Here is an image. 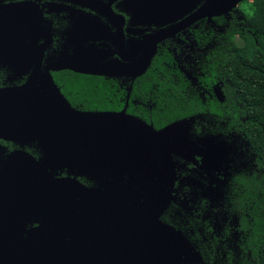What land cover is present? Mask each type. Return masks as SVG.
Here are the masks:
<instances>
[{"label": "flooded vegetation", "instance_id": "flooded-vegetation-1", "mask_svg": "<svg viewBox=\"0 0 264 264\" xmlns=\"http://www.w3.org/2000/svg\"><path fill=\"white\" fill-rule=\"evenodd\" d=\"M150 1L141 0L137 4L134 0H0V9L9 5L27 4L30 12L38 17L44 32L48 30L50 41L42 55L41 70L50 74L55 87L71 108L84 112H121L125 109L127 115L152 125L141 118L143 114H148V108L142 102L133 100V85L148 78L151 68L160 61L161 67L168 68V74L176 73L184 83H188L186 89L189 94H198L203 102L207 95L211 98L206 83L207 76L202 70L212 62L213 52L224 48L227 33L232 32L234 43L239 44L241 35L247 30V8L252 0H241L235 7L226 11H221V5L229 0H217L215 6L212 5V0H156V4ZM217 11H220L219 14ZM159 34L161 39L155 44L150 63L140 76L133 78L122 71L117 75L101 76L68 68L76 65V61L72 59L76 42L82 43L81 50L85 55L92 51L103 55V58L94 64H84L83 70L90 71L94 66L106 64L126 68L139 63L151 47V37ZM45 41L46 36H40L37 44ZM5 61V56L0 54V90L23 85L33 71L34 62L29 65V70L23 72L17 67L10 69ZM151 72H155L154 69ZM63 73L103 79L115 90L113 97H118L119 102H123L122 107L110 111L84 109V104L77 103V94L66 95L62 86L56 82V76ZM161 76V79L166 78L163 74ZM215 88L216 86L211 87V91L216 99ZM223 101L222 94L220 102ZM130 103L136 108L133 113L128 111ZM210 113L206 110L203 113L206 117L190 126L188 136L190 135L191 152L185 151L184 157L172 156L175 168L172 195L175 199L160 217L165 224L163 217L169 216L173 222L178 218L179 204L189 206L191 203V211L196 212L194 217L200 221H208V225L204 226L206 230L218 222L219 227L227 225V220H224L222 214L220 220L217 212L213 214V209L218 207L216 201L207 199L204 196L207 193L202 192L208 188V182L214 176L222 180L223 172H212L211 164L203 166L200 156L219 145L213 139L236 143L237 155L245 158L247 156L244 144L241 143L243 139L236 128L222 120L217 122L216 117ZM4 136L13 139H5ZM17 137V134L0 130V264H97L95 261L86 262L82 259L84 254L79 251L80 245L76 248L77 251L72 247H65L70 245L72 235L63 231L57 235L55 232L59 219L67 217L71 219L73 227L77 226L76 241L80 244V227L83 222L80 217L84 216L81 212L84 206L80 204L82 194L79 193L78 185L60 192L52 207L46 197L41 195L47 203L45 206H39L38 211H24L27 207L18 206V194L5 197L15 192L17 189L14 187L18 184L16 178L5 176L7 168H29L20 159L10 165L6 164L8 156L22 152L39 161L45 153V148L39 142L22 141ZM236 166L237 163L234 165L235 169ZM241 168L246 166L239 169ZM48 174L56 180L74 179L87 188L101 189L99 178L81 176L67 167L50 171ZM105 176L111 178V173ZM44 184L49 186L51 183L47 181ZM188 194L192 195L193 199L189 196V202L186 204L180 196ZM112 195L115 196V192H112ZM211 218L214 219L213 223Z\"/></svg>", "mask_w": 264, "mask_h": 264}, {"label": "water", "instance_id": "water-1", "mask_svg": "<svg viewBox=\"0 0 264 264\" xmlns=\"http://www.w3.org/2000/svg\"><path fill=\"white\" fill-rule=\"evenodd\" d=\"M134 1L138 4L141 0ZM240 1L224 2L221 11L235 7ZM150 2L157 3L156 0ZM216 4L217 0H212V5ZM40 36H46V41L38 45ZM151 39V49L139 63L126 68L106 64L94 66L90 71L82 69L84 64H94L103 55L96 54L97 51L85 55L81 50L82 43L76 42L72 55L76 65L68 68L101 76L117 75L121 71L133 78L140 76L147 69L161 34ZM49 41L48 30L44 32L38 17L30 12L27 4L0 9V54L5 56V62L10 69L17 67L23 72L34 62L33 71L23 85L0 90V130L17 134L22 141H37L45 148L39 161L22 152L8 156L6 164L20 159L29 168H7L5 176L16 178L18 184L14 187L17 190L5 197L18 194V206L27 207L24 211H38L39 206L47 203L41 195L52 207L60 192L78 185L82 194L80 204L84 206L81 208L84 216L80 217L83 221L80 244L77 243V226L73 227L67 217L59 219L55 232L72 235L70 245L65 247L77 251L80 245L79 251L86 262H197L196 253L184 236L160 220L175 199L172 195L175 181L172 156L184 157L185 151L191 152L188 132L193 120H178L155 130L152 125L127 115L125 109L121 112H84L71 108L50 74L41 70L40 62ZM214 92L222 101L218 87ZM214 153L213 150L206 152V163H210L207 161ZM64 167L81 176L99 178L101 189L87 188L74 179L56 180L48 174ZM108 173L111 178L105 176ZM47 181L51 183L49 186L44 184Z\"/></svg>", "mask_w": 264, "mask_h": 264}, {"label": "trees", "instance_id": "trees-1", "mask_svg": "<svg viewBox=\"0 0 264 264\" xmlns=\"http://www.w3.org/2000/svg\"><path fill=\"white\" fill-rule=\"evenodd\" d=\"M247 10V30L239 44L234 43L232 32L227 33L224 48L214 51L212 62L202 70L211 98L207 95L203 102L198 94H189L188 83L176 73L168 74L160 61L151 68L148 78L137 81L132 88L133 100L148 108V114L141 118L155 129L183 119H192L195 124L209 110L217 122L234 126L243 139L246 158L237 155L236 143L226 140L213 139L219 145L208 150L215 152L207 161L212 172L222 170L223 179L214 176L202 192L216 201L218 207L213 214L217 212L219 220L222 214L230 226L219 227L218 222L206 230L208 221L194 217L191 203L179 204L174 222L169 216L163 217L192 246L196 264H264V0H252ZM153 69L155 72H151ZM161 74L166 78L161 79ZM55 80L66 95L77 94V103L84 104V109L110 111L123 105L113 97L115 90L101 78L63 73ZM213 86L222 92L223 102L213 97ZM133 109L130 103L128 111L133 113ZM205 154L200 156L203 166L208 164ZM242 166L246 168L239 169ZM189 196L193 199L189 194L180 198L187 204Z\"/></svg>", "mask_w": 264, "mask_h": 264}]
</instances>
